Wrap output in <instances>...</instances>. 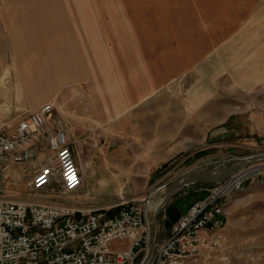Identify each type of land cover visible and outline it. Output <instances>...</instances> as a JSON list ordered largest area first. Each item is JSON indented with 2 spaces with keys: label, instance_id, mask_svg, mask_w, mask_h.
I'll use <instances>...</instances> for the list:
<instances>
[{
  "label": "rangeland",
  "instance_id": "1",
  "mask_svg": "<svg viewBox=\"0 0 264 264\" xmlns=\"http://www.w3.org/2000/svg\"><path fill=\"white\" fill-rule=\"evenodd\" d=\"M219 1L0 0V132L10 130L18 119L24 116L22 101L27 98L26 92H29V88L34 90L36 86L38 89L46 87L50 84L49 79L56 76L53 72L57 74V68L62 69L65 65L67 68V64L64 63L73 65L72 61L83 60L84 55L86 67L96 70L98 65L96 62L93 63L94 59L91 57L100 53L108 54L116 62L113 68L111 64L107 66V71H110L103 77L90 73L86 77L72 80L64 73L65 77L58 88L49 93L46 91L45 100L42 102L55 101L59 115L65 116L67 109H77L69 105V99L71 97L77 99L79 96L87 99L86 108L91 116L93 98H101L105 102L109 99L108 89L113 86L112 93L117 90L115 77L125 82L124 74L115 72L120 67L125 68L124 59L121 55L116 57V53H186L195 50L197 42L210 38L212 20L215 19L219 24L232 21L226 16L230 15L231 11L221 9L222 4ZM257 1L258 5L254 6V10L250 7L246 10L244 22L236 28L235 42H225L221 45V49L226 52L220 53L214 67L212 53H205L196 66L192 65L164 89L128 110L129 113L139 112L147 117L154 115L160 110L149 103L153 99L166 97L172 110L171 136L166 137L162 143L158 142L156 146L157 150L172 147V157L162 161L156 168V164L149 158L152 155L153 144L142 142L154 132L153 122L149 117L144 118L140 123L143 126L139 138L141 143L139 146H133L136 152L133 154L134 159L139 158V161H133V165L140 168L126 170L124 173L121 170L109 171V178L114 179L113 181L117 182L123 177V181L126 179L129 183L124 185L121 181L119 184L105 186L103 195L90 199L115 203L123 199L130 202L145 200L150 203L148 218L152 223L157 207L165 197L166 184H171L192 171L211 170L230 165L246 156L260 155L261 157L253 164L245 166L257 169L249 174L243 186L228 198L231 215L224 228L226 240L223 250L218 253L219 264H264V0H252L253 3ZM21 12L29 15H23ZM21 16L30 18L29 23L24 19L23 21L26 26L29 24L37 35L36 41L29 43H42L47 51L45 55L39 54L35 51L37 46L28 53L20 51L22 54L20 60L23 61L19 66L25 68L20 74L22 78L27 77L29 80L28 85L23 84V94L18 98L14 94L18 70L15 68V62L18 61V57L14 51L15 40L11 36V28L18 25ZM206 21L208 28L203 25ZM59 25L64 28L67 35V31L70 34L77 33L75 38L77 45L84 44V48L88 47L90 51L85 54L78 53L80 56L77 53H52V41ZM38 34L43 36L42 40ZM80 34L86 38H81ZM230 43L235 44V47H228ZM25 44L26 42L21 41L18 47H24ZM35 58L40 60L38 66L30 63ZM129 60L131 57L125 58V62ZM139 61L141 65L145 63L142 57ZM48 65L51 66L50 69ZM7 67L11 68L13 74L11 73L12 76L10 75L5 82L13 93L6 96L2 77ZM91 77L94 81H91ZM197 82L205 88V96L201 103L192 104L189 101V92ZM213 106H216L220 123L217 120H210L208 112ZM100 110L103 113L104 105L100 106ZM200 110L204 112L203 120L195 118ZM115 112L120 113L119 110ZM167 113L170 114V111ZM179 116L184 119L180 120ZM215 124H220L223 128L220 139L214 146L196 151L195 149L204 143L205 145L212 143L207 134L209 129L216 127ZM100 131H103V127L88 130L89 134L97 137ZM72 148L84 181L85 174L89 172L83 168L88 161V155L82 152V146ZM30 178V172L28 174L21 169L16 173L0 169V194L20 197L28 191ZM216 183L218 182L190 183L173 194L170 202L168 201L169 206L159 212L153 225L155 253L158 244L171 230V223L175 222L179 211L183 210L187 202L204 196L206 188ZM83 187L85 188V182L80 190H83ZM50 188L55 189L56 185ZM89 188L94 187L89 185ZM78 196L80 199L81 195ZM114 246L117 247L118 243L116 242ZM223 255L224 259H221Z\"/></svg>",
  "mask_w": 264,
  "mask_h": 264
},
{
  "label": "built area",
  "instance_id": "2",
  "mask_svg": "<svg viewBox=\"0 0 264 264\" xmlns=\"http://www.w3.org/2000/svg\"><path fill=\"white\" fill-rule=\"evenodd\" d=\"M0 169L31 175L20 197L0 194V264H219L231 215L228 198L257 168L244 167L206 188L156 253L150 203L78 198L83 176L56 102L43 103L0 132Z\"/></svg>",
  "mask_w": 264,
  "mask_h": 264
},
{
  "label": "crops",
  "instance_id": "3",
  "mask_svg": "<svg viewBox=\"0 0 264 264\" xmlns=\"http://www.w3.org/2000/svg\"><path fill=\"white\" fill-rule=\"evenodd\" d=\"M219 2L220 4H222L221 9H228L229 11H231L230 15L226 16H229V19H231L232 21L230 23L228 21L219 24L215 21V19L212 20L213 24L211 23V25L213 26L211 28L212 31L210 38L203 39L202 42H197L195 50L186 53H116V57H120L121 55V57L124 59L125 68H123L124 66L122 68L120 67V69L115 70V72H120V74L122 75L124 74L123 80L125 82H122L117 79V77H115L114 83H116L117 90L115 93H112L111 88H113V86L108 89L107 98L109 99L107 101L104 102V100H102L101 98V100L93 98V102L91 104L93 108L91 111L93 114L90 116V111L86 108V98L82 99L78 96L77 99L75 97H71L69 99V105L76 107L77 109H67V114L65 116H62L66 122L71 145L74 148L82 146V152L88 155V161L85 163L86 165H83V162L81 161L82 165L84 166L83 168L89 171L85 174L84 177L85 188L83 187V190L78 191L79 195H81L83 199H91L103 195L105 192L103 187L105 186L111 184H119L121 183V181L124 185L129 183V180L126 181L125 179L123 181V177H120L117 182L113 181L114 179L109 178V171L121 170L123 171L122 173H124V171L126 170L140 168V166L138 165H133V161H139V158L134 159L133 154L136 152L133 146H139V143H141L139 138L140 135H142L141 129L143 128V126H141L140 123L144 121V118L149 117L153 122L152 129L154 132L150 134V136L145 141L142 142H145L149 145L151 143L153 144V150L151 151L152 155H150L149 158L154 162V164H156V168L162 161L170 159L172 157V147L168 149L157 150L156 146L158 142L162 143L166 137L171 136L170 129L173 121L171 115L172 110H170V103L167 102L166 97L153 99L151 103H149L150 106H156V108L160 110L154 115L152 114L147 117V115L141 114L139 112L129 113L128 110L134 108L135 106H138L140 103H142V101L149 99V97L157 93L159 90L164 89L171 83V81L176 79L178 75L185 72L192 65L196 66L199 59L203 57L205 53H212V65L214 67L215 62L217 61L216 59H219L220 57V53L226 52L221 49V45L225 42H235L234 33L236 32V28L240 27L244 22L246 10L249 7L251 10H254V6L258 5V1L253 3L252 0H220ZM17 4L20 5L19 3ZM20 8L25 9L24 7ZM21 14L29 15V13L22 12ZM23 19L24 21H27V23H29L30 18H23L21 16V18L18 19V25L11 28V36L15 40V53H20V51L22 50L28 53V51L34 50V47L36 46L37 49H35V51L39 53H45L47 50H45L46 48H44V44H38L37 42H35V44L29 43L32 41H36L37 35L35 31L32 30V27L29 26V24L28 26L25 25ZM203 25L208 28V21H206V23H204ZM56 31L57 34L54 35V39L52 41V50H54L52 51V53H88L89 49L88 47L87 49L84 48V44V46L82 44L77 45L76 40H74V38H76L75 34H70L67 31L68 36L67 38H65V35L67 34L65 33L64 28L62 29L60 25L58 26ZM40 34H38V36ZM69 36H72V38ZM40 37L42 40L43 36L40 35ZM82 37L83 36H81V38ZM69 38V42H66ZM21 41H23L24 43L26 42V44L24 45L25 48L23 46L21 48L18 47ZM65 43H67V45ZM233 46L235 47V44L233 43H230V45H228V47ZM79 47L82 48L81 51ZM26 53L25 56H27ZM84 57L83 60L81 59L76 62L72 61V63L74 64L67 66V72L65 67L64 69L62 68V72H60L61 69L59 68V72L57 70L58 78L60 77L61 73L62 75H64V73L69 74V71L71 73L69 74V76L71 78L73 77L72 80H74L75 78L80 79L82 75L86 77V75H90V73L94 74L95 76L98 75L100 77H103L110 71H107V66L111 64L113 68V63L116 62L113 61L112 56L100 53L98 55H95V57H91L92 59H94L93 63L96 62L99 68H97L96 70H92L86 67V64L84 63ZM126 57H131V60H129V62H125ZM140 57L145 59V63H143L142 65L139 61ZM89 62H91L90 59ZM127 66L128 68H126ZM127 69L130 70L128 71ZM57 76L55 78L53 76L50 84H48L46 87H40L38 89V87L36 86V89L34 90H31L29 88V92H26L27 98L22 101L24 102V106L22 107L24 108V116L28 112L43 104L42 102L45 100L47 93L46 91H48L49 93L50 91L56 90L58 88L59 84L63 81V78L65 76L60 77L61 79H57ZM90 79L91 81H94L93 77H91ZM204 96L205 88L197 82L193 86V89L189 92V101L192 104L201 103ZM103 97L106 98L105 95H103ZM103 105L104 111L102 113L100 110V106ZM215 107L216 106H213L211 111L208 112L210 114V120H217V122L220 123L218 111H216ZM118 110L120 111V113L115 112ZM168 111H170V114L167 113ZM203 117L204 112L200 110L199 114L196 115L195 118H200L203 120ZM179 119L182 120L184 118L179 116ZM215 126L216 127L209 129V133L207 134L212 143H209L207 145H205L204 143L202 146H200V148L195 149L196 151L212 145L214 146L215 142L220 139V137L222 136L221 132L223 128L220 127V124H215ZM99 127H103V131L99 132L98 137L89 134L88 130L90 128L99 129ZM166 129H168V131H166ZM89 185H92V187L94 188L90 189ZM194 200L195 198L187 202L188 204H186L183 210L179 211L177 219ZM169 202L166 206H169ZM177 219L175 220V222L177 221ZM175 222L171 223V227ZM166 237L167 236H165V238Z\"/></svg>",
  "mask_w": 264,
  "mask_h": 264
},
{
  "label": "water",
  "instance_id": "4",
  "mask_svg": "<svg viewBox=\"0 0 264 264\" xmlns=\"http://www.w3.org/2000/svg\"><path fill=\"white\" fill-rule=\"evenodd\" d=\"M241 160L242 159H239L230 165H225L223 167H219V168H215V169H211V170L192 171V172L185 174L184 176H182L178 180L174 181V183H171V186H173L175 184L174 188H173L174 190H172L169 194H167L165 201H163V203L159 207H157L156 213H155L154 217L152 218V226L156 222L159 212L167 205L169 199L173 196V194H175L177 191H179L185 185H189L190 183H196V182H201V183L219 182V181L223 180L224 178H226L227 176H229V175L233 174L234 172L240 170V168L242 166ZM254 162L253 161L247 162L244 165V167L249 165V164H253ZM153 242H156L155 238H154Z\"/></svg>",
  "mask_w": 264,
  "mask_h": 264
},
{
  "label": "bare ground",
  "instance_id": "5",
  "mask_svg": "<svg viewBox=\"0 0 264 264\" xmlns=\"http://www.w3.org/2000/svg\"><path fill=\"white\" fill-rule=\"evenodd\" d=\"M51 18V17H50ZM53 22V21H52ZM62 27V26H61ZM77 30V29H76ZM83 31V30H82ZM85 31V30H84ZM83 31V32H84ZM80 32V31H79ZM48 33V32H47ZM63 33V32H62ZM70 33V32H69ZM86 33V32H85ZM84 34V33H83ZM82 34V36L84 37L85 35H83ZM76 35H77V33H76ZM79 35V34H78ZM81 35V34H80ZM87 36H88V34H86ZM68 36V35H67ZM69 37H72V36H69ZM76 37V36H75ZM89 37V36H88ZM65 38H67V37H65ZM84 38H86V37H84ZM88 39V38H87ZM68 41L67 42H69V40H70V38L69 39H67ZM74 40H75V38H74ZM89 40V39H88ZM65 42V41H64ZM63 42V43H64ZM74 43V42H73ZM58 44V43H57ZM60 44V43H59ZM65 44H67V43H65ZM74 45H76V44H74ZM58 46V45H57ZM65 46V45H64ZM67 47V46H66ZM65 47V48H66ZM64 48V49H65ZM80 48V47H79ZM82 49V48H81ZM81 49H80V51H81ZM54 51V50H53ZM75 51V50H74ZM88 51H90V50H88ZM64 52H65V50H64ZM81 53V52H80ZM83 53V52H82ZM39 54H41V53H39ZM46 53H44V55H45ZM65 54V53H64ZM78 54V53H77ZM55 54H53V56H54ZM79 56H80V54H78ZM84 55V54H83ZM50 56V55H49ZM17 57H18V61L17 62H15V64H16V66H15V68H16V83H15V91H14V94H16L17 95V97L18 98H20L21 97V95L23 94V89H24V87H22L23 86V84H26V85H28V80L29 79H27V77H23L22 78V74H20V72H21V70H25V68L24 67H20L19 65H20V62H22L21 60H20V58H22V54L21 53H17ZM84 57V56H83ZM81 58V57H80ZM57 59V58H56ZM26 60H27V58H26ZM55 60V59H54ZM70 60V62H71V59H69ZM68 60V61H69ZM40 63V60H37L36 58H35V60L34 61H32V62H30L31 64H33V65H36V66H38L37 65V63ZM67 62V61H66ZM14 63V62H13ZM49 63V62H48ZM63 63V62H62ZM115 63V62H114ZM113 63V64H114ZM64 64H67V66H68V63H64ZM57 65H58V63H57ZM70 65V64H69ZM32 66V65H31ZM9 67V66H8ZM7 67V68H8ZM18 67V68H17ZM48 67H49V65H48ZM55 67H57V66H55ZM59 67V66H58ZM61 67H63V66H61ZM51 68V66L49 67V69ZM69 68V67H68ZM58 69V72H59V68H57ZM63 69H64V67H63ZM65 69H66V65H65ZM52 70H54L53 68H52ZM67 70L68 69H66V72H67ZM65 71V70H64ZM50 72L52 73V71L50 70ZM60 72H62V69H61V71ZM11 73H12V71H11V68H8L6 71H5V73H4V75H3V77H2V83H3V85H4V95H8L9 93H13V91H12V89H10V87H9V85L5 82L7 79H9V77H10V75H11ZM69 74H71L70 73V71L68 72ZM13 74V73H12ZM53 74L55 75L56 73L55 72H53ZM69 74H67V75H69ZM58 74H56V76H57ZM59 75H60V73H59ZM61 75H62V73H61ZM12 76V75H11ZM53 76V75H52ZM56 76H54V78L56 77ZM65 76V75H64ZM83 77H84V75H82ZM81 76V77H82ZM67 77V76H66ZM15 78V77H14ZM69 78V77H68ZM73 78V77H72ZM57 79H59L58 78V76H57ZM61 79V78H60ZM77 78H75L74 80H76ZM38 80H40V78L38 79ZM50 81H51V78L49 79ZM66 80V79H65ZM49 81V82H50ZM54 81H56V80H54ZM59 81V80H58ZM62 81V80H61ZM68 81H69V79H68ZM36 81L34 80V83H35ZM55 83V82H54ZM2 86V85H1ZM29 88V87H28ZM0 90H1V88H0ZM1 93V92H0ZM2 96V95H1ZM13 96V95H12ZM259 157H261L260 155H255V156H246V157H243V158H241L242 160H241V168L240 169H242L243 167H244V165L247 163V162H251V161H256ZM174 183V182H173ZM175 185V184H174ZM174 185L173 186H171V184H166L165 186H167L166 187V194H165V197H164V199H163V201H165V199H166V197H167V194H169L172 190H174L173 188H174ZM152 201V200H151ZM163 201H162V203H163ZM161 203V204H162ZM160 204V205H161ZM159 205V206H160ZM154 240V239H153Z\"/></svg>",
  "mask_w": 264,
  "mask_h": 264
}]
</instances>
